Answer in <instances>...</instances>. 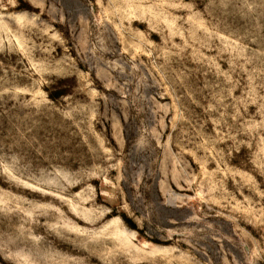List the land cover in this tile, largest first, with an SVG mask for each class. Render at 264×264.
Returning <instances> with one entry per match:
<instances>
[{"label": "rangeland", "instance_id": "obj_1", "mask_svg": "<svg viewBox=\"0 0 264 264\" xmlns=\"http://www.w3.org/2000/svg\"><path fill=\"white\" fill-rule=\"evenodd\" d=\"M0 264H264V0H0Z\"/></svg>", "mask_w": 264, "mask_h": 264}]
</instances>
